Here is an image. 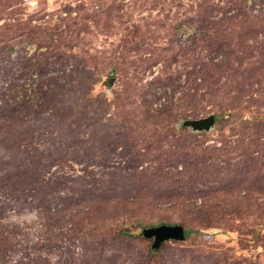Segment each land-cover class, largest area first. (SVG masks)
<instances>
[{
	"label": "rangeland",
	"instance_id": "1",
	"mask_svg": "<svg viewBox=\"0 0 264 264\" xmlns=\"http://www.w3.org/2000/svg\"><path fill=\"white\" fill-rule=\"evenodd\" d=\"M0 264H264V0H0Z\"/></svg>",
	"mask_w": 264,
	"mask_h": 264
},
{
	"label": "water",
	"instance_id": "2",
	"mask_svg": "<svg viewBox=\"0 0 264 264\" xmlns=\"http://www.w3.org/2000/svg\"><path fill=\"white\" fill-rule=\"evenodd\" d=\"M114 78L108 80V85L112 84ZM215 125L214 114H209L200 118H187L178 123L179 127H189L192 132H207ZM145 238L152 239L151 248L158 249L163 241H182L185 238V230L180 224H160L150 226L142 230Z\"/></svg>",
	"mask_w": 264,
	"mask_h": 264
},
{
	"label": "trees",
	"instance_id": "3",
	"mask_svg": "<svg viewBox=\"0 0 264 264\" xmlns=\"http://www.w3.org/2000/svg\"><path fill=\"white\" fill-rule=\"evenodd\" d=\"M214 116H215V119H218V115H215L214 114ZM144 229V228H143ZM142 229V230H143ZM185 230V238L186 237H188L189 235H190V233H192L193 232V230L192 229H189V228H186V229H184ZM124 231H121V233H123ZM165 241H163L162 243H161V245L160 246H162V244L164 243ZM159 249V248H158ZM158 249H155V250H153L152 248L150 249L152 252H155V251H157Z\"/></svg>",
	"mask_w": 264,
	"mask_h": 264
}]
</instances>
